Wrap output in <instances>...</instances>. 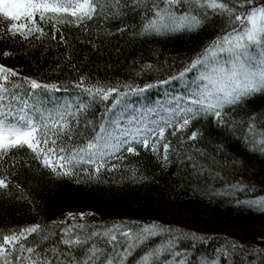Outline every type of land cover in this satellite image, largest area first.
I'll return each mask as SVG.
<instances>
[{"label": "snow or ice", "instance_id": "obj_1", "mask_svg": "<svg viewBox=\"0 0 264 264\" xmlns=\"http://www.w3.org/2000/svg\"><path fill=\"white\" fill-rule=\"evenodd\" d=\"M209 10L223 21L220 34L190 60L183 62L178 72L155 83H144L143 87L134 82L117 81L113 85L97 80L92 83L88 75L81 72L77 80L59 85L22 76L20 80L30 85L32 91L23 90L24 95H21L19 90L23 89V85L11 79L19 75L18 71L0 64V159L13 150L27 149L38 169L47 170L56 178L71 179L77 176V168L87 164L94 166V172H89L87 168H83V171L88 173L89 179H93L98 178L110 158L123 160L124 152L139 155L136 147L139 145L146 151L150 150L161 167L166 168L170 163V143H163L162 156L158 148L165 139L166 129H173V136L180 134L181 145L185 141L192 142L193 150L204 154L202 149L195 148V142L203 138L204 133L200 128L191 127L194 121L200 119L233 136L239 130L242 134L238 138L244 147L249 152L264 156V109L248 108L253 98L264 96V0H0V39L7 37L13 41H29L31 37L41 40L48 35L43 26L46 22L53 30L52 39H57L56 33H59V42L66 48L65 60L76 71L77 64L73 61L79 56V51L59 32L57 25L75 27L80 31L81 36L76 39L89 50L79 61L83 67L89 54L102 53L107 46H112L113 39L117 40V44L112 47L120 54L119 40L125 36L128 37L127 43L138 38L201 30L206 23H215L209 19ZM129 11L141 14L138 25L129 24L125 19ZM112 21H119L114 30ZM2 55L10 57L13 53L4 51ZM138 63L134 58L130 69L135 71ZM61 66L57 64L56 68ZM152 69L151 64H141L140 71H135V75ZM193 71L197 75L186 84V94L172 98L175 107L171 104L168 107L158 105L166 113L160 120L146 122L143 116L139 119L130 116L125 120L129 94L139 95L147 89L175 80L185 81ZM70 86L79 89L81 97H87L86 101L78 97L75 112L72 111L74 105L67 101L56 106L54 115L53 110L42 107L40 97L44 91L57 92L61 88L67 91ZM29 100L32 102L29 103ZM106 101L109 103L105 104L100 122L86 121V128L91 125V135L86 137V142L75 146L66 144L65 138L72 141L77 134L68 117L75 118L78 126V113L87 112L96 102L103 104ZM149 111L155 112L157 109ZM37 114L39 120L36 119ZM216 147L219 152L223 146L218 144ZM187 159L193 160L190 155ZM211 159L215 160V157ZM24 163L27 164V161ZM232 163L237 161L233 160ZM117 167V164H112L108 171ZM192 167L193 175L199 176L204 171L203 166L197 167L195 163ZM131 171V179L135 181L137 169L133 167ZM12 174L15 175V172ZM140 179L146 177L141 176ZM10 185L21 189L20 184L12 185L6 176H0V196L11 195ZM244 203L264 211V198ZM33 211H36L35 206ZM79 215L83 219L84 214ZM58 223L63 221H53L51 228ZM77 227L84 229L83 224ZM51 228L35 223L18 233L10 230V234H4L0 242V264H20L22 259L29 260L30 264H126L138 248L147 250L139 255L135 264H160L166 253L180 255L175 251L180 239L193 242L206 239L194 232L168 229L152 222L135 232L131 228L120 231V236L125 238L124 246L122 251H117L122 243L116 235L119 226L106 229L102 234L97 231L74 233L64 228L58 244L50 249L52 255L49 257L46 251L38 252L37 248L55 235ZM165 232L175 235L164 243L150 246L153 238ZM29 234H35L33 246L26 247L24 241ZM97 237L106 238L104 243L112 245L111 253L98 246ZM229 243L233 249L238 247L235 241ZM59 245L65 247L60 248ZM17 246L21 253L31 255L16 256L14 250ZM221 251L217 249L218 253ZM33 255L35 259H32ZM224 255L227 256V252ZM165 264H173V261L166 260ZM179 264H185L184 260H180ZM200 264H218V261L201 259Z\"/></svg>", "mask_w": 264, "mask_h": 264}, {"label": "trees", "instance_id": "obj_2", "mask_svg": "<svg viewBox=\"0 0 264 264\" xmlns=\"http://www.w3.org/2000/svg\"><path fill=\"white\" fill-rule=\"evenodd\" d=\"M125 19L129 24L138 25L141 14L129 11ZM209 19L215 23H206L203 29L195 32L138 38L127 43L128 37L125 36L119 40L120 54L112 47L117 44V40L113 39L112 46H107L102 53L89 54L83 67L79 61L89 50L76 39L81 36L80 31L75 27L57 25L59 32L79 51V56L73 61L77 64L76 71L65 60L66 48L59 42V33H56L57 39H52L51 25L45 22L43 26L48 35L41 40L31 37L29 41H13L7 37L0 39V64L18 71L19 75L11 79L23 85V89L19 90L21 95H24L23 90L32 91L30 85L20 80L22 76L37 79L41 83L59 85L77 80L81 72L87 74L92 83L97 80L104 84L111 82L113 85L117 81L134 82L143 87L144 83H155L158 79H167L169 75L178 72L183 62L190 60L220 34L222 19L212 15L211 10ZM37 21L39 23L38 17ZM117 23L119 21L111 22L113 30ZM4 51H10L13 55L4 57ZM134 58L139 61L135 65V71H140V65L145 63L153 65V69L145 70L139 76L135 75V71L130 69ZM57 64H61V68L57 69ZM189 77L192 79V76ZM179 81L147 89L139 95L129 94L126 98L129 107L125 116L154 108L164 100L165 95L175 97L182 90L186 94L180 88ZM52 94L73 104V112L76 111L78 97L83 101L87 100L86 95L81 97L80 90L72 86L67 91L63 88L57 92L44 91L41 96L45 98ZM25 99L28 97L25 96ZM108 103L96 102L87 112L78 113V126L75 118L68 117L77 134L72 141L65 138V143L75 146L86 142V137L91 135V125L86 128V121L98 124L105 104ZM248 108L264 109V96L253 98ZM191 127L200 128L204 133L203 138L195 142V148L202 149L203 155L193 150L192 142L185 141L181 145L180 134L173 136V129H166L165 139L158 146L162 156L163 143H170V163L166 168L161 167L150 150L146 151L137 145L139 155L124 152L125 159L108 160L98 178L93 179H89L88 173L83 171V168H87L89 172H94V167L90 165L77 168V176L71 179L56 178L47 170L38 169L36 162L30 159V150L9 152L0 159V176H6L12 185L20 184L21 189L10 185L11 195L0 196V242L4 234H10V230L18 233L35 223L51 228L53 221H63L51 228L55 235L44 241L37 248L38 252L46 251L51 257L50 249L58 244L64 228L74 233L97 231L102 234L106 229L116 226H119L116 229L117 238L122 242L117 251H122L125 238L120 236V231L131 228L135 232L144 224L155 222L168 229L194 232L197 236L206 238L194 242L180 239L175 248L180 255L166 253L160 264H165L166 260H172L173 264H179L180 260H184L185 264H200L201 259L209 262L217 260L218 264H264V211L244 203L264 198V156L249 152L244 147L238 138L242 134L239 130L235 136L226 134L203 119L194 121ZM218 144L223 146L219 152L216 147ZM189 155L192 156V161L187 159ZM211 157H215V160ZM233 160L237 163L233 164ZM193 163L204 168L199 176L193 175ZM112 164H117L118 167L110 172L108 168ZM133 167L137 169L135 181L131 179ZM141 176L146 179H140ZM77 179L80 180L79 183L76 182ZM34 206L36 211H33ZM76 212L90 214L83 220H70L68 214ZM79 224H83L84 229L78 228ZM173 235L175 233H162L152 239L150 246L164 243ZM34 237L35 234L27 236L24 241L26 247L33 246ZM95 239L99 247L111 253L112 245L104 243L106 238ZM230 241H235L238 247L233 249ZM217 249L222 251L218 253ZM145 250L147 249L135 250L126 264H135V260ZM224 252H227V256ZM14 253L22 257L31 255L21 253L18 246ZM32 259H35L34 255ZM20 264L30 262L22 259Z\"/></svg>", "mask_w": 264, "mask_h": 264}, {"label": "rangeland", "instance_id": "obj_3", "mask_svg": "<svg viewBox=\"0 0 264 264\" xmlns=\"http://www.w3.org/2000/svg\"><path fill=\"white\" fill-rule=\"evenodd\" d=\"M194 74H196V73L193 71V72H191V73H189V74L187 75L185 81H179V83H180V85H181L180 88L182 87V88L187 92L186 84H187L188 82H190L192 79L195 78V76H196L197 74H196V75H194ZM189 76H192V79H191V77H189ZM188 79H190V80L188 81ZM177 93H178V92H177ZM169 94H170V93H169ZM182 95H185V93L183 92V90H182V92L179 93V95H177V96H182ZM173 97H174V96L165 95L164 100H162L161 102H159L158 104H156V106H154V108L157 109V111H155V112H150L149 109H145V110H142V111L139 112V113H136V114L134 113V114H131V115L125 116V120H126L128 117H130V116H135L137 119H139L141 116H143L146 122L158 121V120L161 119L162 116H165V115H166L165 112H163L162 110H160V109L158 108V105H159V104H163L165 107H168L169 104H171L172 107H175V103H174V101L172 100ZM175 97H176V96H175ZM40 99L43 101V105H42V107H43L44 109H46V110H53V115L55 114V113H54V109L56 108V106H58L59 104H63V103H64V101L62 100V98H60L59 96H56L55 94H52V95H49V96H45V98H44V96H41ZM31 102H32V101L29 100V103H31ZM154 108H150V109H154ZM29 114H30V115L32 114L31 111H29ZM45 115H47V111H45ZM36 119L39 120V115H38V114H37V116H36ZM110 159H111V158H110ZM110 159H109V160H110ZM86 165H87V164H84L83 166H86ZM90 166H91V165H90ZM92 167H94V166H92ZM80 213H83V214H84L83 219H85V218L90 214L89 212H76V213H72V214H73L72 216H69V215H68V218H69L70 220L81 219V218H80V215H79ZM83 219H81V220H83Z\"/></svg>", "mask_w": 264, "mask_h": 264}]
</instances>
